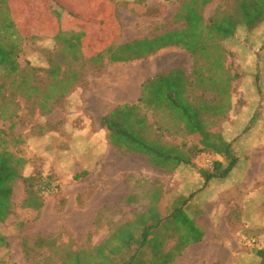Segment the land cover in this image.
I'll list each match as a JSON object with an SVG mask.
<instances>
[{
  "label": "rangeland",
  "instance_id": "1",
  "mask_svg": "<svg viewBox=\"0 0 264 264\" xmlns=\"http://www.w3.org/2000/svg\"><path fill=\"white\" fill-rule=\"evenodd\" d=\"M55 1L56 7L51 3ZM233 3L234 0H214L204 16L209 20L219 7ZM9 5L18 19H23L19 29L25 39L18 61L21 68L40 69L38 81L44 93L52 91L46 70L54 61L64 67L70 61L56 38L61 32L82 33L88 58L111 45L152 38L183 26L175 21L181 0H9ZM242 33L244 38L224 42L230 70L242 69L239 55H264V23L248 37ZM103 62L102 71L86 60L73 63L82 68L83 81L58 104H52L53 111L48 114L43 113L37 99L23 98L8 82L2 105L8 114L17 111L18 116L11 130L9 120L0 119V127L9 133L11 150L26 159L24 176L34 177L38 182L36 188L43 184V206L39 210L25 207V183H16L13 213L5 223H0V235L5 239L0 242V264H62L60 254L66 244L70 243L73 249L96 246L112 233L116 224L132 220L136 212L145 209L150 188L158 185L164 193L163 201H174L183 193L190 195L203 184L199 169L212 167L207 166V160L213 164L219 158L205 153L195 158L191 173L169 174L139 155L117 150L109 140V131L101 124L103 116L114 106L137 102L142 84L148 79L175 69L192 75L194 59L187 51L171 47L148 59L128 63H111L107 51ZM241 91V87L234 86V97L245 105ZM253 112L254 109L250 113L257 118H264L262 107ZM248 113L245 111L244 116ZM148 116L151 118L150 113ZM232 124L229 114L214 130L230 138L236 128ZM16 137L20 138L17 143L13 140ZM167 140L174 139L168 135ZM210 193L202 199H213L214 191ZM131 196L137 205H122L126 210L119 221L110 220L105 214L109 212L115 217L119 210L108 205L96 215L89 206V201L122 203ZM175 243L176 239L169 236L165 251ZM197 250L190 264H206L200 260V248ZM147 251L151 261L153 252L151 248Z\"/></svg>",
  "mask_w": 264,
  "mask_h": 264
},
{
  "label": "trees",
  "instance_id": "2",
  "mask_svg": "<svg viewBox=\"0 0 264 264\" xmlns=\"http://www.w3.org/2000/svg\"><path fill=\"white\" fill-rule=\"evenodd\" d=\"M213 1L181 0L175 21L182 22L183 26L165 30L152 38L111 45L93 57H85L82 33L57 34L63 54L70 61L65 67L54 61L46 70L52 91L44 93L38 81L40 69L21 68L18 61L25 39L19 29L23 19H18L9 0H0V119L11 122L10 130L16 124L18 112L8 114L2 105L6 101L8 82L23 98L37 99L43 113L48 114L53 111L52 104H58L83 81L82 68L73 63L86 60L102 71L107 51L111 63H128L179 47L194 59L192 75L175 69L148 79L143 83L142 95L136 103L114 106L102 118L101 124L109 131V140L117 150L139 155L169 174L191 173L190 167L199 155L219 156L212 167L199 169L203 184L190 195L183 193L174 201H163L162 189L158 185L150 188L149 201L143 211L136 212L130 221L116 224L112 233L96 246L73 249L70 243L66 244L60 254L62 264H171L189 244L203 239L204 230L196 221L201 212L192 203L198 201L201 205L206 200L202 199L204 195L211 191L215 194V188L209 190L211 184L216 179L227 178L239 163L233 139L247 134L252 128L256 134L264 133V118L250 113L260 107L264 111V55L255 52L239 55V66L250 71L252 76L233 74L237 70L228 68L224 43L244 38L242 32L248 37L264 23V0H234L232 6L219 7L207 20L204 11ZM51 3L58 6L57 1ZM238 79L245 105H241L233 94L234 82ZM210 94L211 98L208 97ZM236 104L242 106L243 122L233 123L236 128L227 138L214 127L229 114L233 115ZM245 111H249L247 117ZM8 134L0 127V223H5L13 213L14 189L19 180L26 186L24 206L36 210L43 206V184L36 188V179L24 176L26 159L11 150ZM168 135L174 140L168 141ZM191 137L195 139H189ZM18 139L13 138L16 143ZM176 139L181 140L177 142ZM127 199L129 203L133 202L132 196ZM206 201H212V198ZM169 236L174 237L176 243L165 251ZM4 240L0 235V242ZM248 244L259 264H264V239L252 237ZM148 248L153 252L151 261L147 259Z\"/></svg>",
  "mask_w": 264,
  "mask_h": 264
},
{
  "label": "crops",
  "instance_id": "3",
  "mask_svg": "<svg viewBox=\"0 0 264 264\" xmlns=\"http://www.w3.org/2000/svg\"><path fill=\"white\" fill-rule=\"evenodd\" d=\"M236 72L252 76L243 67L233 71V74ZM234 86L241 87L239 79L234 82ZM241 109L240 104L233 108V123L243 122ZM253 130L233 139L240 157L239 163L227 178L216 179L208 188L210 191L216 189L212 201H203L201 205L198 201L192 203L201 212L196 221L204 230L203 239L189 244L183 250V256L177 257L171 264H190V260L197 255V248H200L201 262L206 264H259V259L247 246L252 237L264 239V133L256 134ZM123 202L89 201V206L97 215L109 205L119 210V213L113 217L112 213L106 212V216H110V220L119 221L122 211L124 213L128 205V201ZM133 205H137V202L133 201Z\"/></svg>",
  "mask_w": 264,
  "mask_h": 264
},
{
  "label": "built area",
  "instance_id": "4",
  "mask_svg": "<svg viewBox=\"0 0 264 264\" xmlns=\"http://www.w3.org/2000/svg\"><path fill=\"white\" fill-rule=\"evenodd\" d=\"M213 164L211 163V161L210 160H207V166H212Z\"/></svg>",
  "mask_w": 264,
  "mask_h": 264
}]
</instances>
